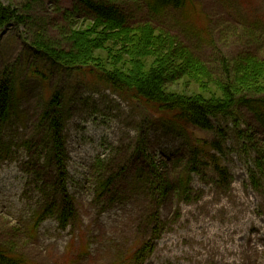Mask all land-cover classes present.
Returning a JSON list of instances; mask_svg holds the SVG:
<instances>
[{
  "label": "rangeland",
  "instance_id": "1",
  "mask_svg": "<svg viewBox=\"0 0 264 264\" xmlns=\"http://www.w3.org/2000/svg\"><path fill=\"white\" fill-rule=\"evenodd\" d=\"M116 1L130 23L173 35L214 73L221 59L264 51V0H187L158 14L140 0ZM86 13L78 0H37L28 13L34 25L0 31V76H12L14 95L0 126V247L19 264H264L261 119L241 108L237 121L217 120L212 131L178 130L88 78L39 62L46 77L32 75L28 39L37 27L64 46L59 29L83 27ZM56 89L64 115L60 172L48 160L40 119ZM168 89L209 95L186 80ZM211 142L220 149L208 148ZM194 148L217 157L225 177L207 154L192 166ZM59 173L72 202L64 227L57 217ZM52 196V214L36 225Z\"/></svg>",
  "mask_w": 264,
  "mask_h": 264
},
{
  "label": "trees",
  "instance_id": "2",
  "mask_svg": "<svg viewBox=\"0 0 264 264\" xmlns=\"http://www.w3.org/2000/svg\"><path fill=\"white\" fill-rule=\"evenodd\" d=\"M35 1L15 7L0 0V31L12 24L34 25L28 13ZM140 1L155 14L167 8L181 9L187 4V0ZM78 2L86 9L87 24L77 28L75 23L71 27H61L64 46L38 27L29 37L28 50L32 52L34 61L32 75L46 77L41 66L37 65L39 62L73 77L88 78L91 85H102L122 98L137 100L162 122L178 130L190 127L212 131L217 120L237 121L241 108L252 112L264 124V51L260 55L239 53L231 57L229 63L221 59V65L214 73L188 49L179 47L173 35L156 31L148 22L130 23L124 6L116 0ZM2 73L5 77L0 76V126L9 118L14 102L12 76L9 72ZM180 80L190 81L209 95L168 89L169 84ZM62 102L61 92L56 89L49 96L40 118L46 124L50 146L48 160L54 162L59 172L64 168L65 157ZM217 144L211 142L208 148L219 150ZM26 145L30 147L29 142ZM205 150L193 149L192 166L196 164V156L207 152ZM206 156L215 163L219 176L224 178L225 169L218 166L217 157L213 154ZM60 176L55 191L62 195V206L57 217L64 227L71 218L72 202ZM105 185H101V190L106 189ZM54 202L52 196L50 204L37 215L36 225L46 215L52 214ZM19 259V256L15 257L0 247V264H19Z\"/></svg>",
  "mask_w": 264,
  "mask_h": 264
}]
</instances>
